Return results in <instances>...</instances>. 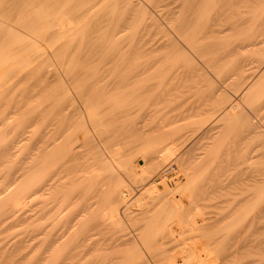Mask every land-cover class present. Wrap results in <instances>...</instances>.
<instances>
[{
    "label": "bare ground",
    "instance_id": "bare-ground-1",
    "mask_svg": "<svg viewBox=\"0 0 264 264\" xmlns=\"http://www.w3.org/2000/svg\"><path fill=\"white\" fill-rule=\"evenodd\" d=\"M75 1H77V0H0V75L2 77H5V78H2L0 76V88L3 85H5V80L8 79V77L12 78L13 72L17 71L15 67L18 66L19 62H23V61L25 62L29 58V56L33 55L34 51L36 52V49H34V50H32L33 51L32 54H31L32 51L29 53L30 55L27 54V52L29 50H31L34 46L40 45L38 43L36 44V40L38 38L42 39L43 41H45L46 44H48L50 46V49H49V46H48V49L53 51V55H54V53H56L57 55L59 53L60 56L62 57L63 62L61 64V67L63 65V68H62L63 70L65 67L64 72L67 73L69 80L71 81V84H73L74 88L78 92L76 97L79 95L81 97V100L84 102V104L87 108L86 110H87L88 118H89L90 122L92 123L94 129L96 130V132L100 136L99 137V138H101L100 140L103 141V143L105 144V146L109 150V152L111 154V158L122 167V170L124 172H126L128 174V176H130L129 179L132 178L131 181H135V182L136 181H142V183H143V181H146L147 179L151 180L152 178L149 179L150 177H154V179L156 178L155 179L156 182L160 181L159 182L160 184L155 183L154 179H153L154 182L151 183L150 185L148 184V186L146 184L148 182L147 181H146V183L144 182L147 187L146 186H145L146 188L143 187V188H145L144 191H142V193L138 197L135 196L136 199H134L132 201V199L129 198V196L132 195L131 194L132 190H129L130 188L128 186L127 187L129 189L122 188L121 186L123 184L121 186H120V184L124 183V181L119 182L117 179H115L111 175L112 172L109 171L110 168L108 166L107 167L109 168L108 171L110 172V174H109L110 176L105 175L104 174V172H105L104 166L105 165L102 164V162H99L101 160L95 159V158H97L94 155L96 152L93 153L92 152L93 149L90 147V143L92 141H90V142L88 141V139H90V137H88L89 135H88V130H87V126H86L87 124H86V121L84 120V118L82 116H79V114H78V116L75 115V117H77V118L74 120L72 117L73 120L71 121V120H69L70 119L69 114H66L65 111H64L65 116L62 114L63 111L53 113L56 111V109L59 108V106H56V104H57L56 102H58L57 99L59 98L58 97V91L59 90L56 89V90H58V91L55 90L56 91L55 93H57V94L53 93L50 97L46 96L45 101L42 102V104H45V102L48 103L47 101L52 100L51 102L50 101L49 102L50 103L54 102V106H56L55 111H54V108H52V106H51V111H48V109L45 107L43 110V107H41V106H40L41 108L36 107L37 110H36V108L34 109L35 111H38V109H40L38 111L39 113H41V110H42V113L40 114L42 126H39L40 128L37 127V129H39L38 133L34 134L32 132L33 131V129H32L33 126H31L32 124L30 126L29 125H26L24 127L21 126L22 128L20 127V129H18L19 131L17 130V132H16L17 133L16 140L14 141V138H15L14 137L13 141L7 147H5L6 145L4 146L6 148L5 149L6 154H5V152H3L2 149H0L2 151L0 153H2L4 156L2 154L1 155L5 158V156L7 157L8 154L9 155L11 154V150L13 148H15L17 145L19 146L20 144H22L23 147L25 148V149L23 148L25 150L24 158L22 161L23 166H22V168H18V170L16 169L18 172L21 170H22L21 172H23L22 174L19 172V174L22 176V179H23V182H22L23 184L20 183L21 185H19V186H21L20 189L22 188L21 192L19 190H17L18 188L16 186L19 183V181L22 179H20L17 183H15L16 185L14 184V187H16L15 190H17L19 193H17V191H16V193L15 192L12 193L10 191V189L12 191H15L13 189L12 185L10 187L8 186L9 191H10V193L8 192L9 195L6 194L8 191V189H7L8 187L6 188V192H5V189L4 190L2 189L0 191V215L3 212H4L3 214H5L6 208L10 209V211H7V214H9V212L12 211V208H8V206L14 205L12 203L15 200L10 195H13V194L17 195L18 194V195L22 196L23 199H25V200L21 201L22 198L20 199L19 197H17L16 200L20 199L21 202L25 201L27 204H32L36 200L35 201L36 204L35 203L34 204L37 207V211L35 213L32 211L33 214H35V215H32V213H31V216H28L29 217L28 219L30 221L33 219H35L36 221H42L41 223L39 222V225H38V227L40 229L37 228L39 235H41V237L43 236L42 237L43 240L40 238H37L39 240H42L41 243H40V241L38 242L41 245V248H40L41 252L37 248L38 251L40 252V255L37 253L36 254L39 256V258H38L39 263L41 261V263H43V264H264V251H263L264 249H262V248H264L262 246L264 243V202L263 201H262V203L260 202V200H262L264 198V197H262V196H264V192L261 193L262 191H264L263 190L264 188L260 192L256 191V194L253 193L252 190H249V189L247 190L245 188L244 189L245 191L240 192V193H242L243 198L238 199V197L235 196L234 199L235 198H237V199H235V200L232 199V201H230L231 200L230 198H227V200L221 201V199H223L224 197L221 198L219 196L221 198V199L220 198L219 199H220V202H222V204H214L211 202L210 203L201 202V199H199L195 195V191H193L195 189V188H193L194 182L196 181L197 177L199 178L198 175L201 172L198 173L196 170L197 168L196 167L194 168L193 165L189 166L185 162L187 160L184 159V155H180V157H177L175 154L176 151L180 150V149H178V148H180V146L178 147L177 145L182 142L181 141V140H183L181 138L182 136L178 137L176 134L177 131L174 130L171 126L167 130L164 129L165 130L164 131L163 126H165V125H163L162 130L164 132L162 131L163 136L160 137L162 139H161V141H159L160 143L164 141L162 143L163 145H160L162 148L160 146H158L157 143H156V145L153 144L155 141L158 142L157 140H154V141L150 140V141H153V143H150V141L148 142L147 137L144 136V133L141 134V137L142 136L146 137V139L143 137V139L145 141L139 140V138L136 136V133L139 130V127H138L139 125L138 126L136 125L138 123L134 119V118H136L135 115H137V110L134 109V107H135V105L138 106V104H137L138 100L144 99V96L146 98H148V95L149 94L151 95V93H153V91L156 88L158 89L160 87L161 88L165 87L164 83L166 84V81L168 79V74H169L168 70L173 71L171 69H175L174 67H177L176 65L181 63V59L183 60V58L186 56V55L184 56V52H183L182 48L181 49L179 48L181 45L180 46L177 45V42L175 40L176 37L172 38V39L171 38L168 39V37H167V39L164 43H162L164 41L163 40L164 38H162L163 41H161L162 49L163 48L171 49L169 54L167 55V53H166L167 56L165 55L167 61H169V62L171 61V64H173L169 68L167 67V64H166L167 62L166 63L164 62L165 64H163V63H160L161 62L160 60H158V61L157 60L156 61L155 60L154 61H151V60L146 61L145 60L144 63H138V61L132 59L131 57H129V58H131L132 60H125L122 56L126 55V53L125 54L122 53L123 49L121 51V49H120L121 47L119 44L120 39H121V41H125L124 39L122 40L123 37L121 38V34L123 35V33H124V30H123V33H121L124 25L120 24V21H119V23H115V20L113 22L115 24L109 25V23H111V22H109L108 19L106 18L107 14L106 15H105V13L101 14V12H100L101 8L100 9L97 8L98 10L96 9L97 5L99 4V1L105 2L107 0H99V1H97V0L86 1L85 0L86 2L84 4H82L81 6H79L78 8L77 7L75 8L73 6V3ZM125 1H124V3L128 2L127 4L131 5V10L137 6V3L134 4V2L132 0H127L126 2ZM197 1H196L197 5L200 3L201 4L203 3L202 5H204L203 9H204L205 13H200V15H198L194 19H191L190 21L185 20L180 25L178 23L179 26L177 24H175V26H172L169 28H171V30H173V28L175 29L176 26H178L176 28L177 30H175V31H177L179 33L180 37H182L184 40H186L187 44L190 45L192 48L193 47H194V49L196 48L197 51L199 52L200 56H204L201 54L206 53L205 49L207 47L211 46L212 41H213L211 39V36H213L211 33H213V32L217 33V31H218L214 28V26L216 24H218V23H216L217 20L222 18V16H223L222 14H224V12H223L221 14V16H220V14L217 15L215 13L216 12L215 6H216V4L218 5V3L220 5V3L223 0H219V1L218 0H197ZM216 1H218V2L216 3ZM244 1H247V0H244ZM135 2H136V0H135ZM118 3L115 2V4H118ZM120 3H121V1H120ZM227 3L230 4L232 2L227 1ZM251 3H253V2H251ZM127 4H125V5H127ZM165 4H167V3H165ZM258 4H259V2H258ZM163 6H164V4H163ZM226 6H228V5H226ZM234 6H236L235 2H234ZM254 6H251V7H254ZM139 7H141V5ZM161 7H162V5H161ZM257 7H259V6H257ZM261 7H262V5H261ZM114 8H115V6H114ZM185 8L187 9V7H184V9ZM103 9L105 11V7ZM126 9H127V7H126ZM182 9H183V7H182ZM79 10H81V13H76ZM140 10H141V8H140ZM140 10L138 12H140ZM142 10H144V9H142ZM212 10H215V12L212 13ZM223 10H224V8H223ZM262 10H264V9H262ZM220 11H222V10H220ZM98 12H100V13H98ZM217 12H218V9H217ZM238 12H237V15L239 16L240 13H238ZM243 13H244V15H247L249 12L247 13V11H246V14H245V12H243ZM263 13H264V11H263ZM113 14H114V12L112 13V15ZM123 14H122V19H124ZM263 15H261V16H263ZM249 17L250 16H248L246 18H249ZM230 18H231V16H230ZM246 18L244 19V16H243V19L248 21L249 19H246ZM252 18H253V16H252ZM112 19H114V18L112 17ZM138 19H139V17H138ZM149 19L151 20V18H149ZM225 19H228V18H225ZM131 20L133 21V19H131ZM240 20H242V19H240ZM250 20H251V18H250ZM154 21H155V19H154ZM170 21H168L167 23H169ZM247 21H245V22H247ZM116 22H117V20H116ZM177 22H178V20L174 23H177ZM125 23H126V21H125ZM239 23H240V21H239ZM241 23H243V21H241ZM133 24L135 25V21L133 22ZM155 24H156V22H155ZM260 24H261V22H260ZM129 25H131V24H129ZM146 25H147V23L145 24V26ZM252 25H250V26H252ZM246 26H248V25H246ZM126 27L124 26V28H126ZM227 27H229V26H227ZM244 27L241 28L242 29L241 32L243 30H246V31H244L242 34L246 33L247 30L248 31L251 30V29L250 30L247 29L246 27L244 29ZM252 27H254V26H252ZM252 27H250V28H252ZM255 27H256V25H255ZM258 27H259V25H258ZM239 28H240V26H239ZM151 29H150V31H151ZM158 29H160V27H158ZM232 29H235V28H232ZM254 30L257 32L258 28L254 29ZM164 31H163V34L165 35ZM223 31H224V29H223ZM237 31H238V29H237ZM241 32L239 31L236 34L237 35L239 34L240 36H242V34H240ZM136 33H137V30H136ZM142 33H140V34H142ZM148 33H149V35H148V37H149L151 32H148ZM173 33H175V32H173ZM248 33H246V34H248ZM250 33L253 34L252 36L255 37L254 39L258 38L256 36V34L253 33V31H251ZM258 33H261V32H258ZM218 34H220V32ZM125 35L127 37V33H125ZM134 35H135V33H134ZM137 35L138 34H136V36ZM153 35H152V37H153ZM161 35H159V36H161ZM245 35H244V37H245ZM138 36H140V35H138ZM156 36L158 37V35H156ZM234 36H235V34H234ZM247 36H249V35H247ZM247 36L245 38H242L243 41L245 39V41H244L245 43H249L250 41H252L250 39H253V37L250 39H247ZM132 38L130 39V41H133ZM136 38H138V41H139V37H136ZM262 38H264V36L259 37V40H262V42L256 41V40H254L255 43L250 42L249 44L252 46H249V45L246 46V44H242V42H243V41H241L242 39L240 40L241 41L240 43L242 45L240 43H238L240 45H237L236 41H238V40H236L233 43L234 44L236 43L235 46L236 45L238 46L237 49H239V48L242 49L245 46L246 47L249 46V48L255 47V46H253V43L257 47H258L257 44L260 45L262 43L263 46L262 45H260V46L264 47V41H263L264 39H262ZM135 39L133 42H135ZM143 39H145V38H143ZM155 39H158V38H155ZM213 39H215V38H213ZM246 39L249 41H247ZM179 40H180V38H179ZM219 40H221V39H219ZM222 41H224V40H222ZM40 42H42V41H40ZM214 42H216V41H214ZM217 43L220 44L218 41H217ZM213 44H212V46H214ZM229 44H231V42ZM45 45H43V46H45ZM133 45L135 46V44H133ZM133 45H130V46H133ZM152 45H154L153 42H152ZM137 46H138V44H137ZM218 46L219 45L216 44L217 48H219ZM232 46H233V44H231V47ZM235 46H233L234 50H236ZM40 47H41V45H40ZM133 47H132V49L130 47L131 51L133 50V52H134L133 54H131V56L134 55L135 53L138 54V52L135 51L136 49L134 48L135 49L134 50ZM146 47H148L147 44H146ZM257 47H255V48H257ZM63 48H65V50ZM213 48H215V47H213ZM222 48H223V46H222ZM233 48H232L231 52L234 51ZM43 49H45V48H43ZM130 49H128V50H130ZM169 49H167V50L169 51ZM241 49H240V51H241ZM244 49H242V50H244ZM149 50H151V49H149ZM216 50H218V49H216ZM193 51H195V50H193ZM211 51H210V53H211ZM240 51H238V52H240ZM49 52H51V51H49ZM235 52L237 53V51H235ZM150 53H152V52H150ZM210 53H208V54H210ZM45 54H43V57L45 56ZM56 54L54 56H57ZM140 54H142V53H140ZM199 54H197V55H199ZM240 54H242V51ZM261 54H263V53L261 52ZM34 55L36 56V54H34ZM210 55H212V54H210ZM242 55L244 56V54H242ZM33 56H31L32 60L35 58V56H34V58H33ZM192 56H194V55H192ZM200 56H198V57H200ZM233 56L235 57V55H233ZM243 56H241V57H243ZM40 57H42V56H40ZM43 57H42V59L44 60L45 57L44 58ZM124 57H127V56H124ZM137 57L135 59H137ZM191 58H193V57H191ZM217 58H218V56H217ZM261 58L263 59V57H261ZM46 59L49 60L50 58H47V56H46ZM213 59H214V57H213ZM225 59H226V57H225ZM262 59L260 60V62L261 61L264 62V60H262ZM179 60H180V62H178ZM187 60L185 62H187V64H190V63H188ZM232 61L234 62V60H232ZM44 62H46V60ZM55 62H56V60H55ZM60 62L61 61L59 60V63ZM219 62H221V61H219ZM41 63H42V61H41ZM212 63H214V62H212ZM230 63H232V62L230 61ZM243 63H245V62H243ZM20 64H22V63H20ZM25 64H26V62H25ZM49 64H51V62H49ZM187 64H185V65L188 68L189 66H187ZM235 65H234V67H235ZM190 66H191V64H190ZM38 67H40V66H38ZM237 67H238L237 70L240 72L236 73V74H239L240 78L242 76V79L243 78L245 79L250 71L248 72V74L244 75L245 77H243V75H241V72L244 73L243 69H242V64H240L239 66H236V68ZM197 68H196V70H197ZM236 68H234V69H236ZM243 68H244V65H243ZM228 69H230V68H228ZM184 70H186V68ZM187 70H186V73H187ZM39 71H40V69H39ZM41 71H42V69H41ZM43 71H44V74L48 72V76H49V75H51V73H52L51 71H53V70L49 69L48 71L47 70L46 71L43 70ZM224 71L225 70H223V72ZM245 71H247V70H245ZM228 72H229V70H228ZM21 73L22 72H20V75H21ZM182 73H184V72H182ZM234 74H235V71H234ZM191 75H193V73ZM194 75L196 76V74H194ZM259 75H261V74H259ZM48 76L46 75L45 78H47ZM228 76H230V75H228ZM31 77H32V75H31ZM51 77H52V75H51ZM11 78H10V80H11ZM18 78H19L18 79L19 81L20 80L24 81L23 74H22V77L21 76L19 77V74H18ZM54 78H56V76L53 77V79H51V80H54ZM231 78H232V76H231ZM249 78H251V77H249ZM14 79H15V77H14ZM188 79H189V74H188ZM258 79H260L259 76H258ZM10 80H9V82H10ZM12 80H13V78H12ZM57 80H55V81H57ZM248 80L249 79H247V80L245 79V81H248ZM252 80H251V82H252ZM260 80L256 79L255 81H253V84L248 83V86L244 87V98H246V100L250 99L251 103L258 102V100H264L263 99L264 98V84H260L261 83ZM55 81H53V82H55ZM243 81L244 80H242L241 83L244 86L245 82H243ZM11 82H13V81H11ZM20 82H19V85H20ZM31 82H32V78H31ZM184 82H186V81H184ZM187 82H189V81H187ZM223 82H224V80H223ZM7 83L8 82H6V84ZM241 83H240V85H241ZM22 84H23V82H22ZM9 86H11V85H9ZM57 86H58V84H57ZM234 86H236V84ZM170 87H171V85H170ZM209 88H210V86H209ZM64 90H65V88H64ZM160 90H162V89H160ZM233 90H234V88H233ZM37 91H35V92H37ZM65 91H62L63 95L61 94L62 98L64 96L63 100L61 98V100L63 102L66 100L65 98L67 97V95H64V93L67 92V91L66 92ZM157 92H159V91H157ZM167 92H168V90H167ZM220 92H218V94ZM0 93H2L1 90H0ZM60 93L61 92H59V94ZM159 93H162V92H159ZM50 94H51V92H50ZM189 94H188V96H189ZM33 95H35V94H33ZM38 96H36V97H38ZM172 96H174V95H172ZM214 96L215 95L213 92L212 98ZM12 97H13V95H12ZM42 97H43V95H42ZM215 98L217 99L218 97H215ZM215 98H213V101ZM226 98L228 99L229 96H227ZM226 98H225V100H226ZM148 99L151 100L150 97ZM173 99H175V98H173ZM194 99H195V97H194ZM194 99H193V101H194ZM207 99L208 98H206V100ZM223 99H224V97H223ZM230 99H232V98H230ZM230 99H229V101H230ZM24 100L26 101L27 99H24ZM160 100H163V99H160ZM246 100H244V102ZM16 101H17V99H16ZM210 101H211V99H210ZM226 101L229 102L228 100H226ZM17 102H15V103H17ZM139 102H141V101H139ZM199 102H200V100H199ZM10 103H11V100H10ZM50 103L46 104V105L48 106V105H50ZM212 103H210V104H212ZM144 104H146V103H144ZM159 104H160V102H159ZM210 104H209V106H210ZM225 104H227V103H225ZM107 105L109 106L108 107L109 112H106V114H108V115L103 114V116H101L100 114H102L101 112L103 111V108L105 109L104 106H107ZM154 105H156V104H154ZM173 105H174V103H173ZM173 105H172V108H173ZM186 105H188V104H186ZM222 105H223V103H222ZM244 105H246V104H244ZM145 106H147L149 108L148 105H145ZM248 106H250V105H248ZM18 107H16V108L19 110ZM101 107H103V108H101ZM169 107H171V106H169ZM221 107L222 106H219L218 110H214V112H216V113H219L217 111L221 112V110L223 109ZM223 107H225V106L223 105ZM73 108H75V105L73 106ZM226 108H228V109L225 113H223L224 115L222 113H220L222 116L220 114H218L220 116L218 119L216 118L217 120H219V119L222 120V118L225 119L227 117L231 118L234 115L235 116L240 115L239 113H240L241 108H239V111H238V106L232 104L231 107L227 106ZM14 109L11 111L13 112ZM67 109L70 110V108H67ZM152 109H155V108H152ZM49 110H50V108H49ZM145 110H146V107H145ZM167 110H169L168 107H167ZM224 110H225V108H224ZM11 111H10V113L4 112L5 115L2 114L3 117H2L1 122H3V123L2 124L0 123L2 126L6 121H8V120L10 121V118H12L11 114L13 115V113H11ZM22 111H20V112H22ZM200 111L203 112V110H200ZM20 112H19V114H20ZM161 112L162 111H160L159 113L161 114ZM187 112H189V111L187 110ZM206 112H207V110H206ZM70 113H71V111H70ZM31 114H33V113H31ZM73 114H74V112H73ZM185 114H187V113H185ZM205 114H207V113H205ZM25 115H28V114H25ZM60 115H63V121L62 122L58 121V119H57V117ZM216 115L217 114H214V116H216ZM218 115H217V117H218ZM23 116L24 115H22L21 118H19V117L18 118L22 119ZM28 116L30 117V115H28ZM182 116H185V115H182ZM202 116H205V115H202ZM241 116H243V114L239 116V120L245 119V118H242ZM25 117L27 119L29 118L27 116H24V118L22 119V123L25 120L28 121L27 119H25ZM33 117H35V116H33ZM138 117H139V115H138ZM174 117L176 119V116H174ZM18 118L16 119V124L18 122L17 125H19L21 123V122H19L20 120L18 121ZM38 118H37V120H38ZM240 118H242V119H240ZM204 119H206V118H204ZM249 119H250V117H249ZM136 120H138V119L136 118ZM139 120L141 121V119H139ZM207 120H208V118H207ZM227 120H228V118H227ZM232 120L237 121V119H232ZM208 121L211 122L210 119ZM215 121H214V123H215ZM225 121H226V119H225ZM29 122L28 123L26 122V123L29 124ZM32 122L34 123L33 120H32ZM150 122L152 123V121H150ZM246 122L248 124L247 118H246V121L244 123H246ZM14 123H15V121H14ZM141 123H143V122H141ZM175 123H177V122H175ZM6 124H8V123H6ZM13 124L11 123V126ZM35 124H36V122H35ZM169 124H171V123H169ZM202 124L200 125V127L204 126ZM216 124H217V122H216ZM216 124H215V126H216ZM239 124H241V123H239ZM17 125H15V127ZM145 125H146V123H145ZM161 125H160V127H161ZM234 125L235 124H233V126ZM146 126H151V125L148 123V125H146ZM146 126H145V128H147ZM166 126H168V124H166ZM166 126H165V128H168ZM4 127L7 128L8 126L5 125ZM12 127L14 129V125ZM140 127H142V125ZM143 127L140 129V133L143 130ZM153 127H155V125H153L152 128L150 127L151 130L154 129ZM160 127H157V131L161 130V129L158 130ZM6 128L4 129V131L7 130ZM30 128L32 129V131L30 130ZM150 128H147V129H150ZM192 128H193V126H192ZM215 128H217V127H215ZM236 128H237V126H236ZM198 129H196V130L201 131ZM225 130L227 131V129H225ZM230 130H231V128H230ZM254 131H255V129H254ZM13 132H15V131H13ZM147 132L149 133V131H147ZM5 133L7 135H9L7 132H5ZM193 133H195V132H193ZM256 133H258V132H256ZM6 134H3V135H6ZM150 134H151V132L149 133V135ZM183 134H181V135H183ZM227 134L231 135V133H228V131H227ZM1 135H0V137H1L0 139H2ZM134 136H136V138H138V139L134 138V140H137V141L139 140V142H138L139 145H142V144H140V141H142V143L146 142L148 147L146 145L144 147V144H143L142 145L144 147V149H143V147L142 148L138 147L137 142H135V144H134V142L132 143V140H133L132 137H134ZM155 136H156V134H155ZM203 136H204V134H203ZM236 136H235V138H236ZM158 137H159V135H158ZM206 137H208V136H206ZM227 137L229 138L230 136H227ZM255 137H257V136H255ZM128 138H132L130 145H129L130 142L126 141ZM160 138H157V139L160 140ZM178 138H181V140ZM208 138H211V137L209 136ZM208 138H207V140H208ZM3 140H5V138ZM215 140H216V138H215ZM218 140L219 139H217V143H218ZM7 141H6V143L8 144ZM178 141H179V143L176 144ZM183 141H185V140H183ZM229 141H230V139H229ZM9 142H10V139H9ZM127 142H128V147H126V148L127 149L130 148V146L132 144L137 145L136 148L138 147V149H137L138 153H136L135 149L133 148V152L135 151L136 154L133 155V153L132 154L130 153V155L128 156L129 151H132V149H131L132 147L130 148L131 150H128V153H127V151H125V152L121 151L122 148L124 147V145H122L123 146L122 148H120V149L118 148L119 146H121V144H126ZM148 143H150V144H148ZM118 144H119V146H117ZM2 145H4V143ZM2 145H1V148H2ZM115 145H116V148H115ZM149 145L151 147H152V145L158 146L161 149L159 150V152L157 154L155 152L156 149L154 147L153 150L155 149L154 152L156 154L154 152L153 153L156 156H152V154L150 152L153 150H150L149 152L148 151L145 152V153H148V154H146V155H148L147 157H146L145 153L141 154V155H143V157L139 156V157H141V158H139L140 159L139 160L138 157L135 156V155H139L138 150L143 149L145 151L147 148L149 149ZM93 146L95 147V145H93ZM220 147H221V145H220ZM238 147H240V146H238ZM257 147H258V145H257ZM192 148H194V147H192ZM127 149H124V150H127ZM181 149H182V147H181ZM186 149H184V150H186ZM203 149H205V147ZM215 149H217V148H215ZM246 149L244 150L245 152L243 151L244 153H246ZM250 149H251V147H250ZM142 151H140V153ZM221 151H219V152L221 153ZM239 151H240V149H239ZM19 152H20L19 154L21 156V154H22L21 152H23V151L20 150ZM243 152H241V153H243ZM149 154H151V157ZM196 154L197 153H195V155ZM216 154H217V152L215 151L214 155H216ZM1 155H0V157H1ZM131 156H134V157H131ZM173 156H174V158L175 157L178 158V159L175 158V159H177V161H175V162H177V165H176L177 170L172 172L171 175L165 176V172H164L165 170L164 169L166 167L170 168L171 164H170V162H169V164L167 163V165H165V166L163 164H166V162H168L169 160L173 161V159H174ZM214 157H217V156H214ZM191 158H192V156H191ZM244 158H246V157H242V159H243L242 162L238 161V163H241V168L244 167V166L242 167L243 163H244L243 165H245V162L248 163V160L244 161V160H246ZM203 159H205V157ZM247 159H249V156ZM2 160L6 161V158L5 159L2 158ZM235 160L237 161V159H235ZM0 161H1V158H0ZM140 161H141V163H140ZM192 162H195V161H192ZM202 164L204 165V163H202ZM202 164L200 162L201 167H202ZM250 164H248L247 166H250ZM20 165H22V164H20ZM162 165L164 166L163 168L160 167ZM200 165H198L197 167L199 168ZM228 165L230 166V163H228ZM236 165H234V166H236ZM173 166H175V165H173ZM219 166L221 167V165H219ZM238 166H240V165L238 164ZM9 167H10V165H9ZM210 167H211V165H210ZM159 168H162V169H160V171H159L160 173H157L156 171L159 170ZM241 168H240V170H242ZM19 169H21V170H19ZM179 169L181 170L183 175L180 174L181 172ZM202 169H204V168H202ZM245 169H246V165H245ZM247 169H248V167H247ZM1 170H2V168H1ZM229 170H230V168H229ZM240 170L238 172H240V174H241L243 172V170L242 171H240ZM199 171H200V169H199ZM248 171H249V169H248ZM155 172L157 174H156V176H153L155 174ZM224 172H225V170H224ZM234 172H235V170H234ZM3 173H5V172H3ZM106 173H108V172L106 171ZM204 173L206 174V172H204ZM244 173H247V172L245 171ZM19 174H15V175L18 176ZM217 174L219 175V173H216V175ZM221 174H223V173H221ZM4 175H6V173ZM9 175H11V174L8 172V174L6 175V179L10 177ZM226 175H228V174L226 173ZM231 175H230V177H231ZM236 175H238V174H236ZM259 175H260V177L263 176V174H259ZM259 175L258 176L255 175V176L260 178ZM17 176H15V177L17 178ZM222 176H224V175H222ZM249 176H251V174L250 175L248 174V177ZM233 177H231V178H233ZM256 177L253 176L254 179H252V177L251 178L249 177L250 178L249 180L254 181ZM16 178H12V179H15V181H16ZM216 178H217V176H216ZM224 178H225V176H224ZM221 179L223 181L222 177H221ZM221 179L219 180L220 182H222ZM262 179H263V177H262ZM262 179L255 180V182H253V183H258L260 181L262 182ZM119 180H120V178H119ZM200 180L201 179H199V181ZM213 180H214V178H213ZM224 180H226V179H224ZM233 180H234V178H233ZM239 180H238V183L241 181L242 182L245 181V179L244 180L242 179L241 181H239ZM248 181H245V182H248ZM6 182L10 183L11 181L5 180V181H3V183L0 182V185L4 184ZM213 182H214V184H213ZM215 182L217 183L216 180L212 181V185L216 186L217 184L215 185ZM236 182L237 181H235L233 183H236ZM242 182L239 183V184H241V186H242ZM250 182H249V184H250ZM9 183H6V185ZM12 183H14V182H12ZM222 183L224 184V182H222ZM199 184H200V182L197 185V189H199ZM202 184H204V183H202ZM230 184H229V186H230ZM224 185H226V183ZM262 185H264V184H262ZM204 186H205V184H204ZM210 187H211V185H210ZM223 187H226V186H223ZM230 187L232 188L233 186L231 185ZM207 188H209V187H207ZM207 188H205V189H207ZM238 188H239V186H238ZM238 188L237 189L235 188V189L238 190ZM259 188L261 189L262 186ZM227 189L226 190L224 189V190L227 192ZM215 190L216 189H214V191ZM229 190H232V189H229ZM246 191H251V192H249V194H248ZM203 192H205V191H203ZM207 192H209V191H207ZM213 192L211 190L210 194ZM222 192H224V191H222ZM229 193L231 194V192H229ZM229 193H227L226 197H229V195H230ZM243 193H246V197H244ZM210 194H209V196L212 195V194L211 195ZM214 194H215V192H214ZM236 194H238V192ZM224 196H225V194H224ZM238 196H239V194H238ZM203 199L205 200V197ZM203 199H202V201H203ZM248 200H251V201L248 202ZM252 200L254 202H252ZM18 203L21 205L20 202H17V204ZM34 204L29 205V206L27 205V207H29L28 209L34 208L33 207V206H35ZM15 205H16V203H15ZM30 206H32V207H30ZM15 207L18 208V205ZM22 208H23V206H22ZM24 208L26 210V207H24ZM13 211H15L14 207H13ZM13 211H12V214H14ZM26 211L28 212V210H26ZM27 212H24L25 215ZM10 214H9V216H10ZM2 217L0 216V219ZM5 217L6 216H4L3 218L6 220ZM5 220H2V222H4ZM25 220H26V217H25ZM2 222H0V223H2ZM31 222H33V221H31ZM31 222H28L27 224H29ZM4 223H2V225ZM7 223H8V221L6 222V224ZM35 224H33V226H35ZM33 226H32V228H34ZM36 226H37V224H36ZM6 227H8V226H6ZM6 227H4V229ZM0 229L3 230V228H0ZM32 230L30 232L31 235H33L37 232V231L35 232L34 231L35 229H34L33 231L35 233L32 234ZM38 232H37L36 236L33 235L34 238L38 236ZM29 237H30L29 241L31 242V240H33V238H31L30 235H29ZM37 239H36V241H37ZM30 242H28V243H30ZM28 245L30 246L31 243ZM29 246H28V248H29ZM28 250H31V249H28ZM29 252H31V251H29ZM33 253H34V251H33ZM32 259H34V257ZM32 259H31V264L34 261V260L32 261ZM35 261H36V259H35Z\"/></svg>",
    "mask_w": 264,
    "mask_h": 264
},
{
    "label": "rangeland",
    "instance_id": "rangeland-1",
    "mask_svg": "<svg viewBox=\"0 0 264 264\" xmlns=\"http://www.w3.org/2000/svg\"><path fill=\"white\" fill-rule=\"evenodd\" d=\"M86 1H88V0H86ZM85 0H77V1H75L74 3H73V6L76 8H78L79 6H81L82 4H84L85 2H86ZM97 1H99V0H97ZM120 1H121V3H120ZM123 1V2H122ZM124 1L125 0H107V1H105V2H103V1H99V4L97 5V7H96V9L98 8V9H100L101 8V10H100V12H101V14L102 13H105V15L107 14V16H106V18L108 19V21L109 22H111V23H109V25H111V24H115V23H119V21H120V24H123L126 28H124V26H123V28H122V32L121 33H123V30H124V33H123V35L121 34V38H122V40L124 39L125 41H121V39H120V49H121V51H122V49H123V52L122 53H126V55H124V56H127V57H124V56H122L125 60H132V59H134V60H136V61H138V63H144V61L146 60H151V61H158V60H160L159 62L160 63H163V64H165L166 62V64H167V67L169 68V67H171L173 64H171V61L169 62V61H167V59H166V56L169 54V52H170V50L171 49H169V48H163L162 49V47H161V45H162V43H164L165 41H166V39H167V37H168V39H172V38H175V40H176V42H177V45L178 46H180L179 48L181 49L182 48V50H183V52H184V58H183V60L181 59V63H179V64H177L176 66L177 67H174L175 69H171V70H173V71H170V70H168L169 71V74H168V79H167V81H166V84L164 83V86L165 87H160V88H156L154 91H153V93H151V95L149 94H147L148 95V98L150 97V99L151 100H149L148 98H146L145 96H144V99H141V100H138V102H137V104H138V106H136L135 105V107H134V109H136L137 110V115H135V117L138 119V120H136V118H134L135 119V121L138 123V124H136L138 127H139V132L137 131V133H136V136L139 138V140H143V141H145L144 139H143V137L144 136H146L147 137V141L149 142L150 140H157L158 142L159 141H161V139L162 138H160L161 136H163L162 135V131L165 129V130H167V129H169V127L171 126L174 130H176L177 131V136L178 137H180V136H182L181 138L183 139V140H185V141H183V140H181V138H178V139H180L181 141V143H179V141L176 143V144H178L177 146L179 147L180 146V148H178V149H180V150H178V151H176L175 152V154H176V156L177 157H180V155H184V159H186L187 161H185L189 166H191V165H193V167L195 168H197L196 170H197V172L198 173H200L198 176H199V178L197 177V179H196V181L194 182V185H193V188H195L193 191H195V195L199 198V199H201V202H205V203H214V204H222V202H220V199L221 198H223V199H221V201H224V200H227V198H230L229 200L230 201H232V199H234V197L235 196H237L238 197V199H241V198H243V196H242V193H240V192H242V191H245L244 189L246 188L247 190L249 189V190H252L253 191V193H255L256 194V191H261L264 187V185H262V184H264V100H258V102H255V103H251V101H250V99H247L246 100V98H244V87H246V86H248V83L249 84H253V81H255L256 79L257 80H260V84H264V62H260V60L262 59L261 57H263V59L262 60H264V47H262L263 46V44L261 43L260 45H262V46H260L259 44H257L258 45V47L256 46V45H254V43H255V41L254 40H256V41H261L262 42V40H259V37H262V36H264V13H263V11L264 10H262V9H264V0H247V1H244V0H223L221 3H220V5H219V3H218V5L216 4V6H215V10H216V12H215V10H212V13H216L217 15L218 14H220V16H221V14L224 12V14H222L223 16H222V18H220V19H218L217 20V22L216 23H218V24H216L215 26H214V28L216 29V30H218L217 31V33L216 32H213V33H211L213 36H211V39L213 40L212 41V44L214 45V46H212V44H211V46H209V47H205L206 49V53L205 54H201V55H204V56H200V54H199V52L197 51V49L195 48L194 49V47L192 48L190 45H188L187 44V42H186V40H184L182 37H180V35H179V33L177 32V31H175V30H177L176 28L183 22V21H185V20H191V19H194L195 17H197L198 15H200V13H205L204 12V5H202L201 3L200 4H198L197 5V3H196V1L197 0H136V2H135V0H132L133 2H134V4L135 3H137V6L136 7H134V9H132L131 10V5H128L127 3L128 2H126V3H124ZM178 1V2H177ZM219 1V0H218ZM218 1H216V3L218 2ZM227 1L229 2H232V3H227ZM255 1V2H254ZM115 2L116 3H118V4H115ZM183 2V3H182ZM189 2V3H188ZM198 2V1H197ZM234 2H235V5L236 6H234ZM241 2V3H240ZM248 2V3H247ZM251 2H253V3H251ZM258 2H259V4H258ZM104 3V4H103ZM140 3V4H139ZM165 3H167V4H165ZM196 3V4H195ZM199 3V2H198ZM123 4V5H122ZM125 4H127V5H125ZM160 4V5H159ZM163 4H164V6H163ZM187 4V5H186ZM192 4V5H191ZM194 4V5H193ZM250 4V5H249ZM106 5V6H105ZM141 5V7H139ZM161 5H162V7H161ZM183 5V6H182ZM186 5V6H185ZM226 5H228V6H226ZM232 5V6H231ZM239 5V6H238ZM255 5V6H254ZM261 5H262V7H261ZM114 6H115V8H114ZM123 6V7H122ZM158 6V7H157ZM238 6V7H237ZM245 6V7H244ZM251 6H254V7H251ZM257 6H259V7H257ZM105 7V11H104V8ZM111 7V8H110ZM122 7V8H121ZM126 7H127V9H126ZM129 7V8H128ZM157 7V8H156ZM161 7V8H160ZM182 7H183V9H182ZM184 7H187V9L185 10L184 9ZM236 7V8H235ZM139 8V9H138ZM140 8H141V10H140ZM223 8H224V10H223ZM231 8V9H230ZM246 10H245V9ZM258 8V9H257ZM97 9V10H98ZM113 9V10H112ZM115 9V10H114ZM142 9H144V10H142ZM201 9V10H200ZM217 9H218V12H217ZM235 9V10H234ZM260 9V10H259ZM112 10V11H111ZM140 10V12H138ZM165 10V11H164ZM190 10V11H189ZM220 10H222V11H220ZM116 11V12H115ZM127 11V12H126ZM131 13H130V12ZM134 11V12H133ZM138 13H137V12ZM148 11V12H147ZM161 11V12H160ZM202 11V12H201ZM228 11V12H227ZM235 11V12H234ZM239 11V12H238ZM246 11H247V15H244V13L243 12H245V14H246ZM260 13H259V12ZM100 12H98V13H100ZM110 12V13H109ZM114 12V14L112 15V13ZM147 12V13H146ZM175 12V13H174ZM227 12V13H226ZM237 12L238 13H240V15L238 16L237 15ZM76 13H81V10H79V11H77ZM121 13V14H120ZM124 13V14H123ZM151 13V14H150ZM226 13V14H225ZM254 13V14H253ZM100 14V15H101ZM122 14H123V18L124 19H122ZM141 14V15H140ZM153 14V15H152ZM158 14V15H157ZM160 14V15H159ZM165 14V15H164ZM253 16V18H252V16ZM139 15V16H138ZM178 15V16H177ZM195 15V16H194ZM257 15V16H256ZM261 15H263V16H261ZM110 16V17H109ZM117 16V17H116ZM147 16V17H146ZM167 16V17H166ZM177 16V17H176ZM230 16H231V18H230ZM235 16V17H234ZM243 16H244V19L246 18V17H248V16H250L249 18H246V19H249L248 21L247 20H244L243 19ZM112 17L114 18V19H112ZM138 17H139V19H138ZM145 17V18H144ZM158 17V18H157ZM169 17V18H168ZM172 17V18H171ZM257 19H256V18ZM117 18V19H116ZM119 18V19H118ZM122 20H121V19ZM137 18V19H136ZM149 18H151V20L149 19ZM181 18V19H180ZM184 18V19H183ZM225 18H228V19H225ZM234 18V19H233ZM250 18H251V20H250ZM263 20H262V19ZM131 19H133V21L130 20ZM147 19V20H146ZM154 19H155V21H154ZM172 19V20H171ZM180 19V20H179ZM240 19H242V20H240ZM261 19V20H260ZM114 20H115V23H113L114 22ZM116 20H117V22H116ZM124 20V21H123ZM149 20V21H148ZM161 20V21H160ZM171 20V21H170ZM178 20V22L177 23H174V22H176ZM228 20V21H227ZM257 20V21H256ZM125 21H126V23H125ZM135 21V25L133 24V22ZM142 21V22H141ZM165 21V22H164ZM168 21H170L169 23H167ZM173 21V22H172ZM239 21H240V23H239ZM241 21H243V23H241ZM245 21H247V22H245ZM261 22V24H260V22ZM125 24H124V23ZM154 22V23H153ZM155 22H156V24H155ZM225 22V23H224ZM229 22V23H228ZM147 23V25L145 26V24ZM178 23H179V25H178ZM223 23V24H222ZM228 25H227V24ZM238 23V24H237ZM256 23V24H255ZM127 24V25H126ZM129 24H131V25H129ZM138 24V25H137ZM142 24V25H141ZM170 24V25H169ZM175 24H177L178 26H176V28L174 29L173 28V30H171V28H169V27H172V26H175ZM233 24V25H232ZM236 26H235V25ZM241 24V25H240ZM245 24V25H244ZM253 24V25H252ZM158 25V26H157ZM162 25V26H161ZM164 25V26H163ZM246 25H248V26H246ZM250 25H252V26H254V27H252V26H250ZM255 25H256V27H255ZM258 25H259V27H258ZM131 26V27H130ZM135 26V27H134ZM137 26V27H136ZM148 26V27H147ZM227 26H229V27H227ZM232 26V27H231ZM234 26V27H233ZM239 26H240V28H239ZM246 27L247 29H251L250 31H248L247 30V32L246 33H248V34H246V33H244V34H242L244 31H246V30H243L242 32H241V28H243V27ZM146 27V28H145ZM153 27V28H152ZM158 27H160V29H158ZM163 27V28H162ZM167 27V28H166ZM231 27V28H230ZM238 27V28H237ZM245 27H244V29H245ZM249 27V28H248ZM250 27H252V28H250ZM143 28V29H142ZM152 28V29H151ZM157 28V29H156ZM162 28V29H161ZM166 28V29H165ZM232 28H235V29H232ZM256 28H258V31L256 32L254 29H256ZM263 28V29H262ZM137 30V33H136V30ZM141 29V30H140ZM149 29V30H148ZM150 29H151V31H150ZM221 29V30H220ZM223 29H224V31H223ZM232 29V30H231ZM237 29H238V31H237ZM139 30V31H138ZM145 30V31H144ZM165 30V31H164ZM262 30V31H261ZM134 31V32H133ZM154 31V32H153ZM160 31V32H159ZM163 31L165 32V35L163 34ZM232 31V32H231ZM241 32L240 34H242V36H240L239 34L237 35L236 33L237 32ZM251 31H253V33H255L256 34V36L258 37L257 39H254L255 37L254 36H252L253 34H251L250 32ZM132 32V33H131ZM143 32V33H142ZM148 32H151L150 33V36L148 37V35H149V33ZM173 32H175V33H173ZM177 32V33H176ZM220 32V34H218ZM258 32H261V33H258ZM125 33H127V37H126V35H125ZM134 33H135V35H134ZM140 33H142V34H140ZM136 34H138V35H140V36H136ZM146 34V35H145ZM153 35V37H152V35ZM162 34V35H161ZM176 34V35H175ZM179 36H178V35ZM217 34V35H216ZM233 34V35H232ZM234 34H235V36H234ZM246 34V35H245ZM142 35V36H141ZM156 35H158V37L156 36ZM159 35H161V36H159ZM215 35V36H214ZM220 35V36H219ZM230 35V36H229ZM237 35V36H236ZM244 35H245V37L247 36V35H251L250 37L249 36H247V39H250V38H252L253 37V39H250V40H252V41H250V42H254L253 43V46H255V47H257V48H255V47H251V48H249V46H252V45H250L249 43H245L244 41H245V39H244V41H243V39L242 38H245L244 37ZM130 36V37H129ZM139 37V41H138V38H136V37ZM174 36V37H173ZM222 36V37H221ZM135 39V42H133L134 41V39ZM148 37V38H147ZM235 39H234V38ZM132 38V40L133 41H130V39ZM141 38V39H140ZM143 38H145V39H143ZM155 38H158V39H155ZM161 40H160V39ZM162 38H164L163 40H162ZM179 38H180V40H179ZM182 38V39H181ZM213 38H215V39H213ZM217 38V39H216ZM230 38V39H229ZM151 39V40H150ZM219 39H221V40H219ZM242 39V40H241ZM246 39V40H247ZM262 39H264V38H262ZM143 40V41H142ZM145 40V41H144ZM148 40V41H147ZM184 40V41H183ZM222 40H224V41H222ZM226 40V41H225ZM236 40H238V41H236ZM243 41L242 42V44H246V46L247 45H249L248 47H243L242 49H244V50H242L241 48H239V49H237L238 48V46L237 45H240L241 43V41ZM40 41H42V42H40ZM150 41V42H149ZM154 43V45H152V42ZM160 41V42H159ZM161 41H163L162 43H161ZM182 41V42H181ZM214 41H216V42H214ZM217 41L220 43V44H218L217 43ZM237 42V45L235 46V44L233 43V42ZM247 41H249V40H247ZM246 41V42H247ZM264 41V40H263ZM133 42V43H132ZM138 42V43H137ZM181 42V43H180ZM184 42V43H183ZM224 44H223V43ZM231 42V44H233V46H235V48H236V50H234V48H233V46L231 47V44H229ZM40 44L41 45V47H40V45H37V46H34L31 50H29L28 52H27V54H29L32 50H34V49H36V52L34 51V53H33V51L31 52V54L33 53V55L34 54H36V56H35V58H34V56L33 55H31V56H33V60L31 59L32 57L31 56H29V58L25 61L26 62V64H25V62L23 61V62H19V64H18V66H16L15 68H16V70L17 71H15V72H13V74H12V78H13V80H12V78H11V80H10V78L8 77V79H6L5 80V85H3L1 88H0V90L2 91V93H0L1 95H0V123L2 124L3 122H1L2 121V117H3V115H5L4 114V112L5 113H7V112H9L10 113V111L11 110H13L14 108V111L12 112L11 111V113H13V115L11 114V116H12V118H10V121L8 120V121H6L4 124H3V126L1 125L0 126V135L3 133V134H6L5 132H7L9 135H1L2 136V139H0V149H2L3 150V152H5V154H6V151H5V147H7L12 141H13V138H14V141L16 140V138H17V130L18 129H20V127L21 126H26V125H31V126H33L32 127V129H33V131H32V129L30 128V130L34 133V134H37L38 133V131H39V129H37V127L38 128H40L39 126H42V121H41V113H42V110H41V113H39L38 111L40 110V109H38V111H35L34 109L36 108V107H39V108H41V107H43V110H44V107L45 108H47L48 109V111H51V106H52V108H54V111H55V109H56V106H59V110L58 109H56V111L55 112H53V113H56V112H60V111H63L62 112V114L65 116V113L66 114H69V117H70V119L69 120H75L77 117H75V115L76 116H78V114H79V116H82L83 118H84V120L86 121V126H87V130H88V137H90V139H88V141L90 142V141H92L91 143H90V147L93 149V153H95L94 155L97 157V158H95V159H99V160H101V161H99V162H102V164H104L105 166H104V168H105V172H104V174L105 175H108V176H110L109 174H110V172L109 171H111L112 173H111V175L115 178V179H117L119 182H122V181H124V183H119L120 184V186L122 187V188H127V189H129V190H132V192H131V194L132 195H130L129 196V198L130 199H132V201L134 200V199H136V197L135 196H139L141 193H142V191H144V189L148 186V184L150 185L151 183H153L154 181H153V179H154V177H150L149 179H151V180H146L148 183H146V181H143V183H142V181H131V179H129L130 178V176H128V174L126 173V172H124L123 170H122V167L118 164V163H116L112 158H111V154H110V152H109V150L107 149V147L105 146V144L103 143V141L102 140H100L101 138H99L100 136L98 135V133L96 132V130L94 129V127H93V125H92V123L90 122V120H89V118H88V115H87V108H86V106H85V104H84V102L81 100V97L78 95L77 97H76V95L78 94V92H77V90L74 88V86H73V84H71V81L69 80V77H68V75H67V73L66 72H64L65 71V67H64V70L62 69L63 68V65H62V67H61V64H62V62H63V59H62V57L60 56V54L58 53V55L56 54V53H54V55L56 54L57 56H54L53 55V51L52 50H49L50 49V46L48 45V44H46L45 43V41H43L42 39H40V38H38L37 40H36V44ZM138 44V46L140 47H138L137 46V44ZM160 43V44H159ZM180 43V44H179ZM238 43H240V44H238ZM35 44V45H36ZM45 45V46H43V45ZM133 44H135V46L133 45ZM146 44H147V46L148 47H146ZM151 44V45H150ZM216 44L217 45H219L218 47L219 48H217L216 47ZM222 44V45H221ZM241 44V45H242ZM252 44V43H251ZM130 45H133V46H130ZM160 45V46H159ZM229 45V46H228ZM48 46H49V49H48ZM129 46V47H128ZM159 46V47H158ZM185 46V47H184ZM188 46V47H187ZM222 46H223V48H222ZM130 47H131V49H132V47H133V49L136 51V52H138V54L137 53H135L134 55H132L131 56V54H133L134 52H133V50L131 51V49H130ZM213 47H215V48H213ZM226 47V48H225ZM231 47V48H230ZM43 48H45V49H43ZM130 49V50H128V49ZM190 48V49H189ZM211 48V49H210ZM230 50H229V49ZM232 48H233V52H231L232 51ZM64 50H65V48H63ZM149 49H151V50H149ZM167 49H169V51L167 50ZM213 49V50H212ZM216 49H218V50H216ZM240 49H241V51H242V54H244V56L242 55V54H240L241 53V51H240ZM249 49V50H248ZM258 49V50H257ZM63 50V51H64ZM154 50V51H153ZM191 50V51H190ZM193 50H195V51H193ZM212 50V51H211ZM216 50V51H215ZM222 50V51H221ZM257 52H256V51ZM49 51H51V52H48ZM129 51V52H128ZM159 53H158V52ZM197 51V52H196ZM210 51H211V53H210ZM215 51V52H214ZM235 51H237V53L235 52ZM238 51H240V52H238ZM43 52V53H42ZM47 52V53H46ZM62 52V51H61ZM150 52H152V53H150ZM192 52V53H191ZM196 52V53H195ZM210 53V54H212V55H210V54H208V53ZM225 52V53H224ZM235 52V53H234ZM261 52L263 53V54H261ZM46 53V54H45ZM51 53V54H50ZM140 53H142V54H140ZM148 53V54H147ZM166 53H167V55H166ZM187 53V54H186ZM195 53V54H194ZM224 53V54H223ZM234 53V54H233ZM239 53V54H238ZM43 54H45V58L43 57ZM50 56H49V55ZM128 54V55H127ZM191 56H190V55ZM197 54H199V55H197ZM215 56H214V55ZM220 54V55H219ZM30 55V54H29ZM123 55V54H122ZM138 57H137V56ZM142 55V56H141ZM158 55V56H157ZM163 55V56H162ZM166 55V56H165ZM192 55H194V56H192ZM223 55V56H222ZM231 55V56H230ZM233 55H235V57L233 56ZM40 56H42L43 58H44V60L42 59V57H40ZM46 56H47V58H50L49 60L48 59H46ZM49 56V57H48ZM54 56V57H53ZM188 56V57H187ZM198 56H200V57H198ZM207 56V57H206ZM210 56V57H209ZM217 56H218V58H217ZM233 56V57H232ZM241 56H243V57H241ZM59 59H58V58ZM129 57H131V58H129ZM137 57V59H135ZM140 57V58H139ZM162 57V58H161ZM164 57V58H163ZM191 57H193V58H191ZM198 57V58H197ZM213 57H214V59H213ZM216 57V58H215ZM225 57H226V59H225ZM246 57V58H245ZM38 58V59H37ZM54 58V59H53ZM154 58V59H153ZM205 58V59H204ZM210 58V59H209ZM220 58V59H219ZM235 58V59H234ZM36 59V60H35ZM153 59V60H152ZM163 59V60H162ZM165 59V60H164ZM188 59V60H187ZM194 59V60H193ZM46 60V62H44ZM53 60V61H52ZM55 60H56V62H55ZM59 60L61 61L60 63H59ZM143 60V61H142ZM188 61V63H190L191 64V66H190V64H187V62H185V61ZM192 60V61H191ZM196 60V61H195ZM209 60V61H208ZM221 61V62H219V61ZM226 60V61H225ZM232 60H234V62L232 61ZM38 63H37V62ZM41 61H42V63H41ZM51 62V64H49V62ZM207 61V62H206ZM223 61V62H222ZM230 61L232 62V63H230ZM237 61V62H236ZM239 61V62H238ZM165 62V63H164ZM169 62V63H168ZM178 62H180V60L178 61ZM197 64H196V63ZM212 62H214V63H212ZM243 62H245V63H243ZM20 63H22V64H20ZM187 64V66H189L188 68L186 67V65L185 64ZM226 63V64H225ZM238 63V64H237ZM38 64V65H37ZM57 64V65H56ZM184 64V65H183ZM199 64V65H198ZM236 64V65H235ZM240 64H242V69H243V72L244 73H242L241 72V75H243V77H245L244 75L245 74H248V72H249V74L247 75V77L245 78L246 80L247 79H249L248 81H245V79L243 78L242 79V76H241V78L239 77V74H236V73H239L240 71H238L237 69H238V67L236 68V66H239ZM249 64V65H248ZM31 65V66H30ZM43 65V66H42ZM45 65V66H44ZM216 65V66H215ZM232 65V66H231ZM234 65H235V67H234ZM243 65H244V68H243ZM37 66V67H36ZM38 66H40V67H38ZM47 66V67H46ZM54 66V67H53ZM166 66V65H165ZM194 66V67H193ZM246 66V67H245ZM24 67V68H23ZM42 67V68H41ZM44 67V68H43ZM46 67V68H45ZM198 67V68H197ZM232 67V68H231ZM40 69V71H39V69ZM48 68V69H47ZM186 68V70H187V73H186V70H184ZM190 68V69H189ZM195 68V69H194ZM196 68H197V70H196ZM228 68H230V69H228ZM234 68H236V69H234ZM249 68V69H248ZM38 69V70H37ZM41 69H42V71H41ZM53 70V71H51L52 73H51V75H52V77H51V75H49L48 76V72L47 73H45L44 74V71L43 70ZM193 69V70H192ZM227 69V70H226ZM232 69V70H231ZM56 70V71H55ZM180 70V71H179ZM184 70V71H183ZM223 70H225L224 72H223ZM228 70H229V72H228ZM245 70H247V71H245ZM208 71V72H207ZM234 71H235V74H234ZM19 72V73H18ZM20 72H22L21 73V75H20ZM25 72V73H24ZM55 72V73H54ZM173 72V73H172ZM179 72V73H178ZM182 72H184V73H182ZM190 72V73H189ZM196 72V73H195ZM200 72V73H199ZM226 72V73H225ZM17 73V74H16ZM42 73V74H41ZM193 73V75H191ZM207 73V74H206ZM18 74H19V77L21 76L22 77V74H23V78H24V81H22V80H18L19 78H18ZM28 74V75H27ZM177 74V75H176ZM184 74V75H183ZM188 74H189V79H188ZM194 74H196V76L194 75ZM198 74V75H197ZM205 76H204V75ZM226 74V75H225ZM232 74V75H231ZM259 74H261V75H259ZM31 75H32V77H31ZM46 75L48 76L47 78H45L46 77ZM228 75H230V76H228ZM238 77H237V76ZM251 75V76H250ZM1 76V75H0ZM42 76V77H41ZM56 76V78L58 79H56V78H54V80H51V79H53V77H55ZM195 76V77H194ZM231 76H232V78H231ZM253 76V77H252ZM258 76H259V78L260 79H258ZM263 76V77H262ZM2 77V76H1ZM14 77H15V79H14ZM183 77V78H182ZM186 77V78H185ZM204 77V78H203ZM230 77V78H229ZM237 77V78H236ZM249 77H251V78H249ZM257 77V78H256ZM262 77V78H261ZM2 78H5V77H2ZM17 78V79H16ZM22 78V79H23ZM31 78H32V82H31ZM203 78V79H202ZM226 78V79H225ZM240 78V79H239ZM36 79V80H35ZM48 79V80H47ZM188 79V80H187ZM229 79V80H228ZM237 79V80H236ZM253 79V80H252ZM9 80H10V82H9ZM18 80V81H17ZM26 80V81H25ZM51 80V81H50ZM55 80H57V81H55ZM223 80H224V82H223ZM241 80V81H240ZM242 80H244L243 82H245V84H244V86L242 85ZM251 80H252V82H251ZM11 81H13V82H11ZM17 81V82H16ZM40 81V82H39ZM53 81H55V82H53ZM59 81V82H58ZM169 81V82H168ZM184 81H189V82H184ZM6 82H8L7 84H6ZM16 82V83H15ZM19 82H20V85H19ZM22 82H23V84H22ZM34 82V83H33ZM50 83V84H49ZM70 83V84H69ZM169 83V84H168ZM190 83V84H189ZM227 83V84H226ZM238 83V84H237ZM240 83H241V85H240ZM247 83V84H246ZM13 84V85H12ZM31 86H29V85ZM33 84V85H32ZM38 84V85H37ZM56 84V85H55ZM57 84H58V86H57ZM236 84V86H234ZM9 85H11V86H9ZM43 85V86H42ZM67 85V86H66ZM170 85H171V87H170ZM193 87H192V86ZM239 85V86H238ZM55 86V87H54ZM180 86V87H179ZM209 86H210V88H209ZM212 86V87H211ZM232 86V87H231ZM242 86V87H241ZM5 89H4V88ZM45 87V88H44ZM57 87V88H56ZM62 89H61V88ZM26 88V89H25ZM49 88V89H48ZM64 88H65V90L67 91H65L64 90ZM170 88V89H169ZM193 88V89H192ZM213 88V89H212ZM217 88V89H216ZM233 88H234V90H233ZM56 89H58V90H56ZM61 89V90H60ZM160 89H162V90H160ZM221 89V90H220ZM241 89V90H240ZM38 90V91H37ZM44 90V91H43ZM58 91V99H57V101L58 102H56L57 104H56V106H54V102H52V103H50L49 101H47L48 103H46L45 102V104H42V102H44L45 101V98H46V96L47 97H50L53 93H55L56 91ZM167 90H168V92H167ZM171 92H170V91ZM219 90V91H218ZM231 90V91H230ZM236 90V91H235ZM238 90V91H237ZM11 91V92H10ZM29 91V92H28ZM35 91H37V92H35ZM62 91H65L66 93H64V95H67V97L64 99L65 101V103L62 101L63 100V98H64V96H63V98H62V96H61V94L63 95V93H62ZM157 91H159V92H162V93H159V92H157ZM212 91V92H211ZM217 91V92H216ZM221 91V92H220ZM223 91V92H222ZM50 92H51V94H50ZM59 92H61L60 94H59ZM71 92V93H70ZM170 92V93H169ZM197 92V93H196ZM213 92H214V97L213 98H215V97H218L217 99L215 98L214 99V101H213V98H212V96H213ZM218 92H220L219 94H218ZM243 94H242V93ZM28 93V94H27ZM45 93V94H44ZM159 93V94H158ZM167 93V94H166ZM172 93V94H171ZM191 95H190V94ZM194 93V94H193ZM33 94H35V95H33ZM55 94H57V93H55ZM158 94V95H157ZM161 94V95H160ZM180 94V95H179ZM188 94H189V96H188ZM212 94V95H211ZM224 94V95H223ZM231 94V95H230ZM12 95H13V97H12ZM39 95V96H38ZM42 95H43V97H42ZM166 95V96H165ZM172 95H174V96H172ZM220 95V96H219ZM28 96V97H27ZM32 96V97H31ZM36 96H38V97H36ZM71 96V97H70ZM75 96V97H74ZM152 96V97H151ZM155 96V97H154ZM159 96V97H158ZM161 96V97H160ZM224 97V99H223V97ZM227 96H229V98L227 99L226 97ZM74 97V98H73ZM189 97V98H188ZM194 97H195V99H194ZM201 97V98H200ZM61 98H62V100H61ZM69 98V99H68ZM143 98V97H142ZM156 98V99H155ZM159 100H158V99ZM173 98H175V99H173ZM206 98H208L207 100H206ZM225 98H226V100H228L229 101V99L230 98H232V99H230V101L229 102H227L226 100H225ZM243 100H242V99ZM14 99V100H13ZM16 99H17V101L19 102H17L16 101ZM24 99H27L26 101L24 100ZM44 99V100H43ZM76 99V100H75ZM160 99H163V100H160ZM193 99H194V101H193ZM210 99H211V101H210ZM264 99V98H263ZM10 100H11V103H10ZM43 100V101H42ZM72 100V101H71ZM148 100V101H147ZM175 102H174V101ZM184 100V101H183ZM191 100V101H190ZM199 100H200V102H199ZM205 100V101H204ZM209 100V101H208ZM225 100V101H224ZM244 100H246L245 102H244ZM36 101V102H35ZM60 101V102H59ZM81 101V102H80ZM139 101H141V102H139ZM146 101V102H145ZM154 101V102H153ZM162 101V102H161ZM165 101V102H164ZM171 101V102H170ZM182 101V102H181ZM223 101V102H222ZM15 102H17V103H15ZM35 102V103H34ZM74 102V103H73ZM148 102V103H147ZM150 102V103H149ZM159 102H160V104H159ZM213 102V103H212ZM215 102V103H214ZM239 102V103H238ZM250 102V103H249ZM253 102V101H252ZM3 103V104H2ZM21 103V104H20ZM25 103V104H24ZM50 103V105H46V104H49ZM144 103H146V104H144ZM173 103H174V105H173ZM176 103V104H175ZM203 103V104H202ZM205 103V104H204ZM210 103H212V104H210V106H209V104ZM222 103H223V105L225 106V107H223V105H222ZM225 103H227V104H225ZM17 106H16V105ZM59 104V105H58ZM80 104V105H79ZM84 104V105H83ZM154 104H156V105H154ZM186 104H188V105H186ZM218 104V105H217ZM232 104H234V105H236V106H238V111H239V108H241L240 109V115H242L243 114V116H241L242 118H245V119H242V118H240V119H242V120H239V116H232L231 118H229V117H227L228 118V120H227V118H225L226 119V121H225V119L224 118H222V120L221 119H219V120H217L218 118H219V116L221 115L220 113H225L226 111H227V109L228 108H226L227 106H230L231 107V105ZM244 104H246V105H244ZM9 105V106H8ZM75 105V108H73V106ZM142 105V106H141ZM145 105H148L149 106V108L147 107V106H145ZM151 105V106H150ZM172 105H173V108H172ZM193 105V106H192ZM199 105V106H198ZM248 105H250V106H248ZM2 106V107H1ZM19 106V107H18ZM41 106V107H40ZM54 106V107H53ZM64 106V107H63ZM85 106V107H84ZM146 107V110H145V107ZM169 106H171V107H169ZM185 106V107H184ZM192 106V107H191ZM204 106V107H203ZM206 106V107H205ZM208 106V107H207ZM212 106V107H211ZM217 106V107H216ZM219 106H222L221 108H223L222 110H221V112L220 111H217V112H219V113H216V112H214V110H218V108H219ZM240 106V107H239ZM247 106V107H246ZM8 107V108H7ZM14 107V108H13ZM16 107H18L19 108V110L16 108ZM21 107V108H20ZM79 107V108H78ZM105 107V109L107 110H105L103 107H101V108H103V111L105 112H101L102 114H100L101 116H103V114L104 115H108V114H106V112H109V106L107 105V106H104ZM140 107V108H139ZM167 107H168V109L169 110H167ZM198 107V108H197ZM24 108V109H23ZM33 108V109H32ZM49 108H50V110H49ZM67 108H70V110H68ZM148 108V109H147ZM152 108H155V109H152ZM191 108V109H190ZM197 108V109H196ZM211 108V109H210ZM215 108V109H214ZM217 108V109H216ZM220 108V109H221ZM224 108H225V110H224ZM21 109V110H20ZM65 109V110H64ZM189 111V112H187V110ZM24 112H23V111ZM36 110H37V108H36ZM144 110V111H143ZM152 112H150V111ZM173 112H172V111ZM200 110H203V112L202 111H200ZM206 110H207V112H206ZM17 111V112H16ZM20 111H22V112H20ZM29 111V112H28ZM64 111H65V113H64ZM70 111H71V113H70ZM160 111H162L161 112V114L159 113ZM164 111V112H163ZM195 111V112H194ZM19 112H20V114H19ZM27 112V113H26ZM73 112H74V114H73ZM86 112V113H85ZM171 112V113H170ZM244 112V113H243ZM18 113V114H17ZM30 113V114H29ZM31 113H33V114H31ZM76 113V114H75ZM148 113V114H147ZM185 113H187V114H185ZM197 113V114H196ZM205 113H207V114H205ZM3 114V115H2ZM25 114H28V115H30V117L28 116V115H25ZM37 114V115H36ZM151 114V115H150ZM169 114V115H168ZM171 114V115H170ZM180 114V115H179ZM193 114V115H192ZM214 114H220V115H218V117H217V115L216 116H214ZM22 115H24V116H27V117H29L28 119L25 117V119H27L28 121H26L25 119V121L22 123V119L24 118V116L22 117V119H19V118H21V116ZM37 116L36 118L35 117H33V116ZM63 115H60V116H58L57 117V119H58V121H60V122H62L63 121ZM74 115V116H73ZM138 115H139V117H138ZM182 115H185V116H182ZM201 115V116H200ZM202 115H205V116H202ZM224 115V114H223ZM40 116V117H39ZM146 116V117H145ZM174 116H176V119H175V117ZM190 116V117H189ZM195 116V117H194ZM214 116V117H213ZM222 116V115H221ZM247 116V117H246ZM19 117V118H18ZM39 117V118H38ZM72 117H73V119H72ZM110 117V116H109ZM179 117V118H178ZM195 119H194V118ZM202 117V118H201ZM210 117V118H209ZM224 117V116H223ZM249 117H250V119H249ZM18 118V121L19 122H21L19 125H17L18 124V122H17V124H16V119ZM33 118V119H32ZM37 118H38V120H37ZM162 118V119H161ZM198 118V119H197ZM200 118V119H199ZM204 118H206V119H204ZM207 118H208V120L210 119L211 120V122H209L208 120H207ZM212 118V119H211ZM217 118V119H216ZM246 118H247V121H248V124H247V122L246 123H244L245 121H246ZM30 119V120H29ZM139 119H141V121L139 120ZM149 119V120H148ZM180 119V120H179ZM202 119V120H201ZM204 119V120H203ZM232 119H237V121L236 120H232ZM32 120L34 121V123L32 122ZM146 120V121H145ZM177 120V121H176ZM179 120V121H178ZM187 120V121H186ZM216 120V121H215ZM14 121H15V123H14ZM30 121V122H29ZM38 121V122H37ZM70 121V122H71ZM150 121H152V123L150 122ZM166 121V122H165ZM189 121V122H188ZM204 121V122H203ZM214 121H215V123H214ZM224 121V122H223ZM240 121V122H239ZM244 121V122H243ZM29 122V124H27V123ZM35 122H36V124H35ZM74 122V121H73ZM72 122V123H73ZM141 122H143V123H141ZM161 122V123H160ZM175 122H177V123H175ZM216 122H217V124H216ZM243 122V123H242ZM6 123H8V124H6ZM11 123L14 125V129H13V125L11 126ZM145 123H146V125H148V123L151 125V126H146L145 125ZM169 123H171V124H169ZM186 123V124H185ZM203 123V124H202ZM207 125H206V124ZM222 123V124H221ZM238 123V124H237ZM239 123H241V124H239ZM252 123V124H251ZM35 124V125H34ZM89 124V125H88ZM147 127V128H152V126L153 125H155V127H153L154 129L153 130H151V128L150 129H147V128H145V126ZM159 126H158V125ZM162 124V125H161ZM166 124H168V126H166ZM204 125V126H201L200 127V125ZM215 124H216V126H215ZM228 124V125H227ZM233 124H235L234 126H233ZM255 124V125H254ZM8 126L7 128L6 127H4V126ZM11 127H10V126ZM15 125H17L16 127H15ZM142 125V127H143V130L141 131V133H140V129L142 128V127H140ZM160 125H161V127H160ZM163 125H165L166 127H168V128H165V126H163ZM177 125V126H176ZM179 125V126H178ZM214 125V126H213ZM245 125V126H244ZM160 127L158 130H160V131H157V127ZM162 126H163V130H162ZM176 126V127H175ZM192 126H193V128H192ZM197 126V127H196ZM229 126V127H228ZM236 126H237V128H236ZM241 126V127H240ZM2 127V128H1ZM10 127V128H9ZM181 127V128H180ZM190 129H189V128ZM196 127V128H195ZM213 127V128H212ZM215 127H217V128H215ZM7 129V130H5L4 131V129ZM22 128V127H21ZM35 128V129H34ZM180 128V129H179ZM199 128V129H198ZM206 128V129H205ZM210 128V129H209ZM230 128H231V130H230ZM3 129V130H2ZM147 129V130H146ZM193 129V130H192ZM196 129H198V130H201V131H197ZM225 129H227V131H228V133H231V135L230 134H227V131L225 130ZM254 129H255V131L256 132H258V133H256L255 131H254ZM146 130V131H145ZM164 130V131H165ZM195 130V131H194ZM237 130V131H236ZM239 130V131H238ZM243 130V131H242ZM246 130V131H245ZM4 131V132H3ZM13 131H15V132H13ZM19 131V130H18ZM147 131H149V133L151 132V134L149 135V133L147 132ZM163 131V132H164ZM208 131V132H207ZM241 131V132H240ZM245 131V132H244ZM10 132V133H9ZM159 132V133H158ZM180 132V133H179ZM190 132V133H189ZM193 132H195V133H193ZM144 133V136H142L141 137V134H143ZM184 133V134H183ZM188 133V134H187ZM192 133V134H191ZM216 133V134H215ZM218 133V134H217ZM235 133V134H234ZM155 134H156V136H155ZM164 134V133H163ZM175 134V135H176ZM181 134H183V135H181ZM203 134H204V136H203ZM221 134V135H220ZM239 134V135H238ZM245 134V135H244ZM253 134V135H252ZM15 135V136H14ZM158 135H159V137H158ZM191 135V136H190ZM237 135V136H236ZM136 136H134V137H132L133 138V140H132V143L134 142V144H135V142H139V140L137 141V140H134V138L135 139H138V138H136ZM206 136H210L211 138H208V137H206ZM215 136V137H214ZM222 138H221V137ZM227 136H230L229 138L227 137ZM235 136H236V138H235ZM243 136V137H242ZM255 136H257V137H255ZM5 138V140H3L4 138ZM146 137H144L145 139H146ZM155 137V138H154ZM198 137V138H197ZM203 137V138H202ZM213 137V138H212ZM246 137V138H245ZM1 138V137H0ZM132 138H128L126 141H128V142H130L129 143V145L131 144V139ZM150 138V139H149ZM157 138H160V140L159 139H157ZM207 138H208V140H207ZM215 138H216V140H215ZM9 139H10V142H9ZM192 139V140H191ZM217 139H219L218 140V143H217ZM229 139H230V141H229ZM239 139V140H238ZM8 140V141H7ZM221 140V141H220ZM237 142H236V141ZM241 140V141H240ZM6 141L8 142V144L6 143ZM153 141H150V143H153ZM163 141V140H162ZM208 141V142H207ZM212 141V142H211ZM128 142L126 143V144H121V146H119V144L117 145V146H119L118 148L120 149V148H122L123 146L122 145H124V147L122 148V152H125V151H127V153H128V150H131L132 149V151H129V154H128V156L130 155V153L132 154L133 153V155L134 154H136V153H138L137 152V149H138V147L139 148H142L143 146V144H144V147H145V145L147 146V143L146 142H143L142 143V141H140V144H142V145H139V143L137 144L138 145V147L136 148V146L137 145H134V144H132L131 146H130V148H126V147H128ZM154 142L153 144L154 145H156V143H157V145L158 146H160V145H163L162 143L164 142ZM184 142V143H183ZM4 143V145H2ZM150 143H148V144H150ZM195 143V144H194ZM202 143V144H201ZM208 143V144H207ZM212 144V145H211ZM242 144V145H241ZM1 145H2V148H1ZM6 145V146H5ZM92 145V146H91ZM93 145H95V147L93 146ZM127 145V146H126ZM154 145H152V147L149 145V149L147 148H145L146 150L144 151L143 149H144V147H143V149H141V150H138L139 151V155H135L136 157H138V159L139 158H141V157H143V155H141V154H144L145 152H149L150 150H153V148L155 147V152L158 154V152H159V150L162 148L161 146V148L160 147H158V146H154ZM200 145V146H199ZM204 145V146H203ZM217 145V146H216ZM220 145H221V147H220ZM245 145V146H244ZM257 145H258V147H257ZM5 146V147H4ZM176 146V147H177ZM211 146V147H210ZM238 146H240V147H238ZM175 147V148H176ZM181 147H182V149H181ZM192 147H194V148H192ZM200 147V148H199ZM205 147V149H203ZM250 147H251V149H250ZM253 147V148H252ZM24 147H23V145L22 144H20L19 146L17 145L15 148H13L12 150H11V154L9 155H7V157L5 156V158H6V161L4 160H2V158L3 159H5L3 156V154L2 153H0V155H1V161H0V182L1 183H3V181H5V180H10L11 182L9 183V182H6V183H9V184H7L6 185V183H4V184H1L0 185V191L3 189H5V192H6V188L9 186H11L12 185V187H13V189L15 190L16 189V187L18 188L17 190H19L20 192H21V189H20V187L21 186H19V185H21V184H23L22 182H23V179H22V176L19 174V172L22 174L23 172H21L22 170L21 169H19V170H21V171H17L18 170V168H22V166H23V158H24V153H25V148L23 149ZM115 148H116V145H115ZM133 148L135 149V151H136V153H135V151L133 152ZM187 148V149H186ZM215 148H217V149H215ZM221 148V149H220ZM247 148V149H246ZM124 149H127V150H124ZM177 149V148H176ZM184 149H186V150H184ZM199 149V150H198ZM202 151H201V150ZM239 149H240V151H239ZM246 149V153H244L245 150ZM253 149V150H252ZM255 149V150H254ZM23 151V152H21L22 154H21V156H20V152L19 151ZM143 150V151H142ZM154 150L153 151H151L150 153L152 154V156H156L155 154V152H154ZM218 150V151H217ZM222 150V151H221ZM258 150V151H257ZM140 151H142L141 153H140ZM187 151V152H186ZM199 151V152H198ZM201 151V152H200ZM215 151L217 152V154L216 155H214L215 154ZM219 151H221V153L219 152ZM244 151V152H243ZM0 152H2L1 150H0ZM155 154H154V153ZM241 152H243V153H241ZM248 152V153H247ZM17 153V154H16ZM183 153V154H182ZM188 156H186L185 154ZM195 153H197L196 155H195ZM213 153V154H212ZM220 153V154H219ZM250 153V154H249ZM146 154H148V153H145V155ZM151 154H149L150 155V157H151ZM179 156H178V155ZM194 154V155H193ZM240 154V155H239ZM19 155V156H18ZM144 155V156H145ZM23 156V157H22ZM99 156V157H98ZM102 156V157H101ZM139 156H141V157H139ZM148 155H146V157H147ZM191 156H192V158H191ZM214 156H217V157H214ZM248 156H249V159H247L248 158ZM14 157V158H13ZM131 157H134V156H131ZM149 157V158H150ZM177 157H175V158H177ZM205 157V159H203ZM242 157H246V158H244V159H246V160H244V161H247L248 160V163L247 162H245V165H246V169H245V165H243L242 164V167L243 168H241V163H238V161L240 162H242L243 161V159H242ZM251 157V158H250ZM173 158H174V156H173ZM172 158V159H173ZM173 159V161L172 160H169L168 162H166V164H163L164 166L165 165H167V163L169 164V162H170V164H171V166H173V165H175V166H173V167H175L176 168V165H177V162H175V161H177V159ZM196 158V159H195ZM235 159H237V161L235 160ZM140 160V159H139ZM231 160V161H230ZM236 162H235V161ZM17 161V162H16ZM104 161V162H103ZM192 161H195V162H192ZM227 161V162H226ZM250 161V162H249ZM12 162V163H11ZM14 162V163H13ZM22 162V163H21ZM173 162V163H172ZM200 162H201V164L202 163H204V165L202 164V167H201V165H200ZM232 162V163H231ZM18 163V164H17ZM140 163H141V161H140ZM175 163V164H174ZM190 163V164H189ZM193 163V164H192ZM206 163V164H205ZM208 163V164H207ZM212 163V164H211ZM225 163V164H224ZM228 163H230V166L228 165ZM237 165H236V164ZM247 163V164H246ZM251 163V164H250ZM6 164V165H5ZM12 164V165H11ZM15 164V165H14ZM20 164H22V165H20ZM107 164V165H106ZM233 164V165H232ZM238 164L240 165V166H238ZM248 164H250V166H247ZM9 165H10V167H9ZM18 165V166H17ZM160 166V167H164V166ZM198 165H200V167L198 168L197 166ZM206 165V166H205ZM208 165V166H207ZM210 165H211V167H210ZM219 165H221V167L219 166ZM234 165H236V166H234ZM111 169H109L108 167ZM243 170V172L240 174V172H238L239 170H240V168ZM247 167H248V169H249V171H248V169H247ZM1 168H2V170H1ZM162 168H159V170H157L156 172L157 173H160L159 171H160V169H162ZM180 168V167H179ZM202 168H204V169H202ZM221 168V169H220ZM229 168H230V170H229ZM17 169V170H16ZM107 169V170H106ZM108 169H109V171H108ZM120 169V170H119ZM199 169H200V171H199ZM202 169V170H201ZM208 169V170H207ZM14 170V171H13ZM176 170H177V168H176ZM175 170V171H176ZM180 170V169H179ZM224 170H225V172H224ZM228 170V171H227ZM234 170H235V172H234ZM242 170H240V171H242ZM106 171L108 172V173H106ZM220 171V172H219ZM247 172V173H244V172ZM3 172H5L6 173V175L8 174V172L11 174V175H9L10 177L9 178H7L6 179V175H4L5 173H3ZM155 172V174L153 175V176H156V173ZM180 172H181V170H180ZM204 172H206V174L204 173ZM230 174H229V173ZM234 174H233V173ZM249 172V173H248ZM2 173V174H1ZM197 173V174H198ZM213 173V174H212ZM216 173H219V175L217 174L216 175ZM221 173H223V174H221ZM226 173L228 174V175H226ZM238 174V175H236V174ZM15 174H19L18 176L17 175H15ZM114 174V175H113ZM180 174H182V172L180 173ZM215 174V175H214ZM232 174V175H231ZM244 174V175H243ZM248 174L250 175L251 174V176H249L250 178L252 177V179H254L253 178V176L254 177H256V176H258L259 174H263V176H261L260 177V175H259V177L260 178H258V177H256L255 178V180H260V179H262V177H263V179H262V182L260 181V182H258V183H253V182H255V180L253 181V180H249L250 178L248 177ZM17 176V178L15 177V176ZM183 175V174H182ZM214 177H213V176ZM222 175H224L225 176V178H224V176H222ZM230 175H231V177H233L234 178V180H233V178H231L230 177ZM247 175V176H246ZM256 175V176H255ZM204 176V177H203ZM211 176V177H210ZM216 176H217V178H216ZM229 176V177H228ZM241 176V177H240ZM8 177V176H7ZM16 178V181H15V179H12V178ZM221 179V177L223 178V181H222V179H221V181L222 182H224V184L226 183V185H224L222 182H220L219 180V178ZM227 177V178H226ZM240 177V178H239ZM248 177V178H247ZM12 180H11V179ZM119 178H120V180H119ZM210 178V179H209ZM213 178H214V180H213ZM216 178V179H215ZM244 180L245 179V181H248V182H245V181H241L242 179ZM20 179H22V180H20ZM156 179V178H155ZM154 179V180H155ZM199 179H201L200 181H199ZM204 179V180H203ZM224 179H226V180H224ZM239 181H241L242 182V186H241V184H239V183H241V182H239L238 183V180ZM3 180V181H2ZM20 180V181H19ZM134 180V179H133ZM217 181V183L215 182V185L216 186H214V185H212V181ZM229 180V181H228ZM19 181V183L17 184V186L16 187H14V184L15 183H17ZM131 181V182H130ZM211 183H209V182ZM235 181H237L236 183H233V182H235ZM251 181V182H250ZM12 182H14V183H12ZM133 182V183H132ZM135 182V183H134ZM139 184H138V183ZM147 184V186H146V184ZM160 182V181H159ZM158 181L156 182V180H155V183H157V184H160ZM200 182V184H199V189H197V185H198V183ZM220 182V183H219ZM249 182H250V184H249ZM12 183V184H11ZM21 183V184H20ZM202 183H204L205 184V186H204V184H202ZM222 183V184H221ZM231 183V184H230ZM233 183V184H232ZM126 184V185H125ZM136 184V185H135ZM141 184V185H140ZM213 184H214V182H213ZM229 184H230V186L232 185L233 187L231 188L230 186H229ZM254 184V185H253ZM16 185V184H15ZM202 185V186H201ZM208 185V186H207ZM210 185H211V187H210ZM223 185V186H226V187H221V186ZM256 185V186H255ZM125 186V187H124ZM129 188H128V187ZM146 186V187H145ZM238 186H239V188H238ZM248 188H247V187ZM254 186V187H253ZM262 186V188L260 189L259 187H261ZM9 187L7 188L8 189V191H7V195H9V193H10V191L13 193V192H15L16 193V191L17 190H15V191H12L11 189H10V191H9ZM11 187V188H12ZM23 187V186H22ZM143 187H145V188H143ZM207 188V187H209V188H207V189H205V188ZM229 187V188H228ZM139 188V189H138ZM221 188V189H220ZM228 188V189H227ZM238 188V190H236V189ZM259 188V189H258ZM209 189V190H208ZM214 189H216L215 191H214ZM227 189V192L225 191V190ZM229 189H232V190H229ZM211 190H212V192L214 191L215 192V194H214V192L213 193H211L210 194V192H211ZM224 191V192H222V191ZM264 190V189H263ZM202 191V192H201ZM203 191H205V192H203ZM207 191H209V192H207ZM231 192V194L229 193V192ZM9 192V193H8ZM134 192V193H133ZM238 192V194H239V196H238V194H236ZM248 194H249V192H251V191H246ZM264 191H262L261 193H263ZM17 193H19L18 191H17ZM200 195H199V194ZM227 193H229L230 195H229V197H226V195H227ZM258 193V192H257ZM5 194V193H4ZM209 194L211 195V196H209ZM224 194H225V196H224ZM236 194V195H235ZM244 194V197H246V193H243ZM15 194H13V195H10V196H12V198L16 201H14L15 203H16V205H15V203L13 202L12 204H14L15 206H17L18 205V208L17 207H15L14 205H12L13 207H14V210L15 211H13V207L12 206H8V208H12V211H13V213L14 214H12V211L11 212H9V214H10V216H9V214H7V211H10V209H5V214H1L0 216L2 217H4V216H6L5 218H6V220L2 217L1 219H0V222H2V220H5L4 222H2V223H4L3 225H2V223H0V228H3V230L2 229H0L1 231H0V264H31V259L34 257V259H32V264H43V263H41V261H40V263H39V256L37 255V254H39L40 255V252H41V250H40V248H41V245H40V243L42 242V240H43V236L41 237V235H39V232H38V229L37 228H39L38 227V225H39V222L41 223L42 221H36L35 219H33V220H31V221H33V222H31L28 218V216H31V213H32V215H35V214H33V212L35 213L36 211H37V207H36V200L32 203V204H27L25 201L24 202H21V201H23V200H25V199H23V197L22 196H20V195H15ZM208 195V196H207ZM221 198H220V197ZM17 197H19L20 199H21V201H20V199L19 200H16V198ZM205 197V200L203 199ZM209 197V198H208ZM262 197H264V196H262ZM212 198V199H211ZM220 198V199H219ZM202 199H203V201H202ZM208 199V200H207ZM211 199V200H210ZM235 199H237V198H235ZM234 199V200H235ZM264 199V198H263ZM260 200V202L262 203V201L264 202V200ZM233 200V201H234ZM229 201V202H230ZM249 201H251V200H248V202ZM17 202H20L21 203V205L18 203L17 204ZM252 202H254L253 200H252ZM24 203V204H23ZM35 203V204H34ZM23 204V205H22ZM35 205V206H33L34 208H30V209H28L29 207H27V205L29 206V205ZM224 204V203H223ZM26 205V206H25ZM21 206V207H20ZM22 206H23V208L24 207H26V210H28V212L25 210V208L23 209L22 208ZM30 207H32V206H30ZM16 208V209H15ZM25 210V211H24ZM30 210V211H29ZM33 211V212H32ZM24 212H27L26 213V215H25V213ZM26 217V220H25V217ZM12 217V218H11ZM8 219V220H7ZM8 221V223L6 224V222ZM26 222V223H25ZM28 222H31V223H29V224H27ZM37 224V226H36V224ZM27 224V225H26ZM33 224H35V226H33ZM29 225V226H28ZM6 226H8V227H6ZM28 226V227H27ZM32 226L34 227V228H32ZM41 226V225H40ZM4 227H6L5 229H4ZM36 232H38V236L37 237H35L34 238V236H36L37 235V232L35 233L32 229ZM40 229V228H39ZM31 230H32V234L33 233H35V234H33V235H31L30 234V232H31ZM27 234V235H26ZM29 235L31 236V238H33V240L35 241H33V240H31V242L29 241L30 240V237H29ZM40 236V237H39ZM37 238H40V239H42V240H39V239H37ZM36 239H37V241H36ZM40 241V243H38ZM28 242H30L31 243V245L29 246L28 244H30V243H28ZM40 246H39V245ZM25 246V247H24ZM28 246H29V248H28ZM32 246V247H31ZM263 247H264V243H263V245H262ZM31 247V248H30ZM34 247V248H33ZM31 249V250H28V249ZM40 250V252L38 251V249ZM262 249H264V248H262ZM34 251V253H33V251ZM29 251H31V252H29ZM38 251V252H37ZM264 251V250H263ZM25 253V254H24ZM37 253V254H36ZM31 256V257H30ZM36 257V258H35ZM29 260H27V259ZM35 259H36V261H35ZM28 263H27V262Z\"/></svg>",
    "mask_w": 264,
    "mask_h": 264
},
{
    "label": "built area",
    "instance_id": "built-area-1",
    "mask_svg": "<svg viewBox=\"0 0 264 264\" xmlns=\"http://www.w3.org/2000/svg\"><path fill=\"white\" fill-rule=\"evenodd\" d=\"M164 170L163 171L165 172V176H167V175L169 176L172 174V172H174L176 170V168L171 166L170 168L166 167Z\"/></svg>",
    "mask_w": 264,
    "mask_h": 264
}]
</instances>
